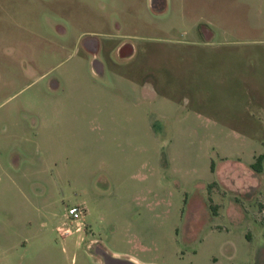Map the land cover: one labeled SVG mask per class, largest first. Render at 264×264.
<instances>
[{
    "label": "rangeland",
    "instance_id": "rangeland-1",
    "mask_svg": "<svg viewBox=\"0 0 264 264\" xmlns=\"http://www.w3.org/2000/svg\"><path fill=\"white\" fill-rule=\"evenodd\" d=\"M129 257L264 264V0H0V264Z\"/></svg>",
    "mask_w": 264,
    "mask_h": 264
},
{
    "label": "built area",
    "instance_id": "built-area-1",
    "mask_svg": "<svg viewBox=\"0 0 264 264\" xmlns=\"http://www.w3.org/2000/svg\"><path fill=\"white\" fill-rule=\"evenodd\" d=\"M84 214H85V209L83 206L80 205H75V206H70L67 208L66 216L69 219V222L67 227L62 228L59 227L58 231L61 233V235H70L73 233V228L75 231H80L81 228L84 226ZM75 226V227H73ZM73 227V228H72Z\"/></svg>",
    "mask_w": 264,
    "mask_h": 264
},
{
    "label": "crops",
    "instance_id": "crops-1",
    "mask_svg": "<svg viewBox=\"0 0 264 264\" xmlns=\"http://www.w3.org/2000/svg\"><path fill=\"white\" fill-rule=\"evenodd\" d=\"M101 69H103V67H102ZM128 84H129L128 86H131V84H133V83H131V81H129ZM133 86H134V85H133ZM128 89H129V88H128ZM128 120H130V117H128ZM90 130H91V129H90ZM100 131H103V130L101 129V127H100ZM45 152H46V151H45ZM99 178H100V180H101L102 177L99 176ZM83 207H84V209H85V213L88 214V213H89V207H88V205H83ZM58 228H59V227H56L55 230L57 231ZM59 234H60V232H59ZM67 236H69V235H61V237H62L63 239L68 238ZM81 239H82V237H81ZM90 243H91V244H95V243H97V245H98L99 248H100V242H98L96 239H94V238L91 239V240H90ZM124 264H143V263H141L140 261H138V260H137L136 258H134V257H129L128 259L124 260Z\"/></svg>",
    "mask_w": 264,
    "mask_h": 264
},
{
    "label": "trees",
    "instance_id": "trees-1",
    "mask_svg": "<svg viewBox=\"0 0 264 264\" xmlns=\"http://www.w3.org/2000/svg\"><path fill=\"white\" fill-rule=\"evenodd\" d=\"M260 158V157H259ZM257 161H258V159L251 165L252 166V168H254V169H256V170H258L259 171V166H257Z\"/></svg>",
    "mask_w": 264,
    "mask_h": 264
}]
</instances>
